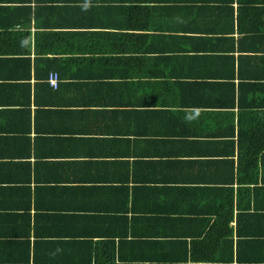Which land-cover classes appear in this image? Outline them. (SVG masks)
Listing matches in <instances>:
<instances>
[{"label": "crops", "instance_id": "obj_1", "mask_svg": "<svg viewBox=\"0 0 264 264\" xmlns=\"http://www.w3.org/2000/svg\"><path fill=\"white\" fill-rule=\"evenodd\" d=\"M174 1L0 0V231L25 214L29 241L33 216L64 239L79 218L97 232L112 217L211 219L197 214L233 193L236 107L218 80L236 83L237 55L211 32L194 38L206 23ZM53 49L50 68L67 63L36 80L33 58ZM77 64L87 78L47 84Z\"/></svg>", "mask_w": 264, "mask_h": 264}, {"label": "trees", "instance_id": "obj_2", "mask_svg": "<svg viewBox=\"0 0 264 264\" xmlns=\"http://www.w3.org/2000/svg\"><path fill=\"white\" fill-rule=\"evenodd\" d=\"M169 1L160 0L162 3L155 2L150 4V8H144L154 12L162 8L154 6L165 5ZM185 2L189 4L184 8L191 20L198 24L204 21L207 25L204 29H194L197 31L194 34L199 35L194 38L211 32L215 34L213 38L227 40L226 50H234L237 55L236 83L233 85L231 82V75L226 80H218L231 87L234 97L231 96L230 103L233 106L235 100L236 107L239 149L233 193L229 190L222 203L201 215L197 214L212 215L211 219L177 217L148 221L133 216L128 219L112 217V220H106V224L111 226L97 232L79 218L77 231L69 232L68 239L54 234H39L36 232L39 219L33 216L29 241L28 216L21 215L18 226L10 229L11 234L8 230L0 231V264H264V0ZM36 47L35 42L33 48ZM54 51H46L33 58L32 75L36 80H44L48 71H55L57 66L67 63L68 60L55 63L50 68L51 61L45 54H53ZM93 61L90 57L80 60V64L87 66ZM35 62L46 64L41 76L34 72L37 70ZM80 67L77 64L75 73H58L56 78H87L80 75ZM69 84L72 83H57L55 88ZM34 85L52 92L44 82ZM33 93L35 90L32 91L34 100ZM46 222L49 223V219ZM137 223L141 225L140 231L135 227ZM145 227H151V230ZM110 228H113L112 232L107 231ZM70 248L76 257L56 253Z\"/></svg>", "mask_w": 264, "mask_h": 264}, {"label": "built area", "instance_id": "obj_3", "mask_svg": "<svg viewBox=\"0 0 264 264\" xmlns=\"http://www.w3.org/2000/svg\"><path fill=\"white\" fill-rule=\"evenodd\" d=\"M46 82L50 87H55L57 79L54 74H49L46 78Z\"/></svg>", "mask_w": 264, "mask_h": 264}]
</instances>
